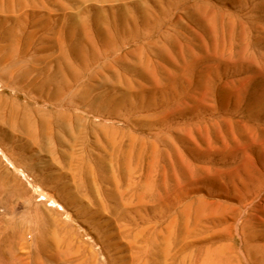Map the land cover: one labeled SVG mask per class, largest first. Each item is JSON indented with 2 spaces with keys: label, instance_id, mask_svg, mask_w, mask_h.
Instances as JSON below:
<instances>
[{
  "label": "rangeland",
  "instance_id": "374dc122",
  "mask_svg": "<svg viewBox=\"0 0 264 264\" xmlns=\"http://www.w3.org/2000/svg\"><path fill=\"white\" fill-rule=\"evenodd\" d=\"M0 264H264V0H0Z\"/></svg>",
  "mask_w": 264,
  "mask_h": 264
},
{
  "label": "bare ground",
  "instance_id": "6f19581e",
  "mask_svg": "<svg viewBox=\"0 0 264 264\" xmlns=\"http://www.w3.org/2000/svg\"><path fill=\"white\" fill-rule=\"evenodd\" d=\"M39 89H40V88H39ZM43 89H44V88H43ZM37 90H38V88H37ZM38 91H39V90H38ZM42 96H43V95H42ZM12 256H14V257H15L16 255H12Z\"/></svg>",
  "mask_w": 264,
  "mask_h": 264
}]
</instances>
